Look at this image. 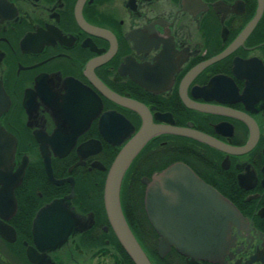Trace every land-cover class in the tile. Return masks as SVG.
Returning <instances> with one entry per match:
<instances>
[{"label": "flooded vegetation", "instance_id": "1", "mask_svg": "<svg viewBox=\"0 0 264 264\" xmlns=\"http://www.w3.org/2000/svg\"><path fill=\"white\" fill-rule=\"evenodd\" d=\"M145 118L120 198L151 263L186 264L144 204L182 164L208 189L182 227H216L215 190L242 216L225 264H264V0H0V264H134L104 192Z\"/></svg>", "mask_w": 264, "mask_h": 264}, {"label": "water", "instance_id": "2", "mask_svg": "<svg viewBox=\"0 0 264 264\" xmlns=\"http://www.w3.org/2000/svg\"><path fill=\"white\" fill-rule=\"evenodd\" d=\"M110 97L146 116L144 106L135 102H125L114 95H110ZM154 133V128L149 125L146 119L142 130L115 159L105 184L104 202L107 216L117 239L134 264L152 263L133 235L123 215L120 200L121 185L133 159ZM177 133L182 134L183 132L177 131ZM195 137L208 142L201 136L195 135ZM156 182L159 186L146 191L144 204L155 230L161 236L159 241L160 256L163 257L169 248L174 246L187 257L186 264H202V261L205 260L225 264V258L229 252L231 226H237L241 222L242 216L239 211L219 192L212 190L208 192L207 198L204 194L200 198L203 201L207 200L206 210L212 215L216 214V227L195 226L190 228L193 224H184L182 227L180 224V218H182L180 194L182 190L196 188L205 192L208 189L187 166L182 164H175L161 172ZM168 183L176 184L175 187H171L169 194L164 192L166 188L163 186ZM210 200H212L211 204ZM168 218L172 224H167ZM198 222L199 220L196 219V225ZM0 232H2L1 226Z\"/></svg>", "mask_w": 264, "mask_h": 264}]
</instances>
